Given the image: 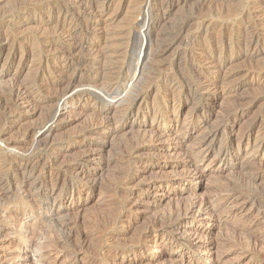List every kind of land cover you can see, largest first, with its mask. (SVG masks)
Listing matches in <instances>:
<instances>
[{
  "label": "rangeland",
  "instance_id": "1",
  "mask_svg": "<svg viewBox=\"0 0 264 264\" xmlns=\"http://www.w3.org/2000/svg\"><path fill=\"white\" fill-rule=\"evenodd\" d=\"M255 1L0 0V264H264V151L254 147L264 141V15ZM52 6L80 35L99 16L126 52L121 75L136 66L149 18L126 102L74 101L56 115L46 82L65 59H50L41 37ZM213 47L221 53L209 59ZM217 68L234 95L204 86ZM23 88L33 104L13 105ZM200 197L213 205L203 221L188 207Z\"/></svg>",
  "mask_w": 264,
  "mask_h": 264
},
{
  "label": "bare ground",
  "instance_id": "2",
  "mask_svg": "<svg viewBox=\"0 0 264 264\" xmlns=\"http://www.w3.org/2000/svg\"><path fill=\"white\" fill-rule=\"evenodd\" d=\"M147 1V0H146ZM156 1V0H155ZM160 1V0H159ZM201 2V4H203V6H205L206 4H220L223 5L227 0H199ZM78 2V3H77ZM88 2L85 1V0H76V5L77 4H84ZM153 2V0H152ZM89 3V2H88ZM163 3V2H162ZM17 4V3H16ZM152 4V3H151ZM157 4V3H156ZM161 4V3H160ZM169 4V3H168ZM28 4H24V3H18V8L17 9H20L21 10H25L27 9L28 7H26ZM85 5V4H84ZM90 5V3H89ZM144 6L146 5V8H147V17L148 16V13L151 11L150 7H149V4L148 2H144L143 4ZM155 5V4H154ZM158 5V4H157ZM163 5V4H162ZM156 6V5H155ZM160 6V5H159ZM158 6V7H159ZM212 6V5H211ZM218 6V5H216ZM254 6H257V7H261V15H264V0H256L254 2ZM82 7V6H81ZM84 7V6H83ZM91 7V6H90ZM89 7V8H90ZM157 7V8H158ZM163 6L160 7V9H162ZM92 8V7H91ZM89 9L88 13L89 14H95V10L93 9ZM96 8V7H95ZM145 8V7H144ZM153 8V7H152ZM156 9V7H154ZM52 12L50 11L49 12V18L48 20L46 21L45 23V30L46 29H49L50 31H48V33L44 32V30H41L43 31L42 32V40H43V44H45L44 47L47 48L46 51L51 50L52 52V56H50V59L52 58H57L58 55H61V58L65 59L60 68L58 67L57 70H55V72L57 73L56 76H54V80H51L50 82H46L48 83V88H47V93H48V89H49V84H50V89H51V93L52 95H50V97L47 99V102L50 103V105H52V107L54 106L55 108L57 107L56 109V115H60L63 111L65 112L67 106L69 104H72V102L74 101H83V102H94L97 103V102H100L101 104L103 103L104 105H108V106H111V103L112 102H123L125 99L123 97H125L129 92H130V89L132 88L133 86V81H135V76L137 75L138 72L141 73L140 70L143 69H140L141 68V65H143L144 61L141 62L140 64V68H138L139 66V62L141 61L140 60V56L145 53L144 51H142L143 49V45L144 43L146 42L147 38L149 37V31H148V22H149V18L151 19V17L147 18L146 15L144 17V21L145 23L140 26V31L137 33L138 35H140V39H141V44H140V47H139V50H138V61L136 62V66L133 70H129L130 73L132 74L133 72V75L131 76V74L129 73H125L126 75H121V71L123 69V65L126 63L123 62L124 58H127L125 57V51H123V49H115L114 46H115V43L114 42V39L116 37V35L114 36V33L113 32H107V31H102L100 30V28L98 27L100 25V22L103 21L99 16L98 18L96 17V14L95 16L93 17H90L88 18L86 21H85V27H82V29H84V33L81 34V32L79 33L78 30L75 28V26H72L71 24H69L66 19V16L65 14L61 13L60 11H56L55 14L56 15H53V12L55 11L53 6H52ZM158 8V10H160ZM168 9V5L166 6L165 4V7H163V9L160 12L162 11H165ZM50 10V9H49ZM48 10V11H49ZM57 10V9H56ZM19 11V10H18ZM22 12V11H21ZM86 12V11H85ZM158 12V11H157ZM224 12V11H223ZM87 13V12H86ZM98 14V12H96ZM154 13V12H153ZM218 13V12H217ZM221 13V11H220ZM46 14V13H45ZM84 14V13H83ZM159 14V15H160ZM47 15V14H46ZM86 15V14H85ZM88 15V14H87ZM159 17V16H158ZM161 17V16H160ZM264 17V16H263ZM47 18V17H46ZM240 18V17H239ZM237 18V19H239ZM147 19V21H146ZM207 20V19H206ZM105 21V20H104ZM152 21V20H150ZM205 21V20H204ZM208 21V20H207ZM84 22V21H83ZM147 22V23H146ZM103 23V22H102ZM150 23V22H149ZM208 23V22H207ZM41 24V23H40ZM44 25V24H43ZM151 25V24H150ZM203 25V24H201ZM200 25V26H201ZM83 26V25H82ZM205 27V26H204ZM227 27V26H226ZM41 28L44 29V27L42 26ZM152 28V27H151ZM81 29V30H82ZM205 30V29H204ZM208 30V29H207ZM200 32V31H199ZM208 32V31H207ZM133 33V32H132ZM201 33V32H200ZM203 33V32H202ZM38 34V33H36ZM136 34V33H135ZM207 34V33H206ZM118 35V34H117ZM198 35V34H197ZM200 35V34H199ZM39 36V35H38ZM218 36V35H217ZM40 37V36H39ZM130 37V36H129ZM224 37V36H222ZM35 38V37H34ZM117 38V37H116ZM120 38V37H119ZM118 38V39H119ZM122 38V37H121ZM134 38V37H133ZM131 38V40L133 39ZM216 38V37H215ZM88 39H91V40H95L94 44L88 46L87 45V41ZM219 39V38H217ZM222 39V38H221ZM220 39V40H221ZM251 39V37H250ZM130 40V39H129ZM128 40V41H129ZM175 40V39H174ZM219 40V41H220ZM117 41V40H116ZM121 41V40H120ZM255 41V40H254ZM257 41V40H256ZM255 41V43H256ZM89 42V41H88ZM207 42V41H206ZM216 42V41H214ZM247 42H248V39H247ZM35 43V42H34ZM42 43V42H41ZM123 43V41L121 42V44ZM148 43V42H147ZM219 43V42H218ZM216 43V44H218ZM222 43V42H221ZM225 43V42H224ZM254 43V42H253ZM37 44V43H35ZM117 44V42H116ZM120 44V43H119ZM118 44V45H119ZM39 45V43H38ZM125 47H126V43L124 44ZM123 45V46H124ZM128 45H129V42H128ZM209 45V44H207ZM246 45V44H245ZM255 45V44H254ZM122 46V45H121ZM202 46V45H201ZM204 46V44H203ZM216 46V45H215ZM219 46V45H218ZM252 46V41H249L247 43V47L249 50ZM41 47V46H40ZM117 47V45H116ZM124 47V48H125ZM200 47V46H199ZM198 47V48H199ZM210 47V46H209ZM212 47V46H211ZM220 47V46H219ZM222 47V46H221ZM227 47V46H225ZM254 47V46H253ZM45 48V49H46ZM224 48V47H223ZM222 48V49H223ZM259 48V47H258ZM41 49V48H40ZM137 49V48H136ZM201 49V48H200ZM206 49V48H205ZM167 50V49H166ZM211 50V49H209ZM208 50V51H209ZM219 50V49H218ZM42 51V50H41ZM164 51V50H163ZM203 51V50H202ZM207 51V52H208ZM44 52V50H43ZM50 52V53H51ZM143 52V53H142ZM206 52V53H207ZM252 52V51H251ZM45 53V52H44ZM130 53V52H129ZM133 53V52H132ZM132 53H130V58L134 55H132ZM136 53V52H135ZM204 53V51H203ZM210 53V52H209ZM219 54L221 53L220 51L218 52ZM217 53V48L213 47V51L211 53V55L209 56V59H214L215 58V55L218 54ZM47 54V52H46ZM136 55V54H135ZM207 55V54H206ZM251 55V54H250ZM127 56V55H126ZM46 58V56H45ZM120 59V63H121V66L120 67H117V65H120V64H117V61L115 62L114 60L115 59ZM60 59V58H59ZM44 62H45V59H43ZM50 61V60H49ZM119 61V60H118ZM47 62V60H46ZM59 62V61H58ZM131 62H133L132 60H129V64H131ZM49 63V62H48ZM43 64V63H42ZM57 64V63H55ZM60 64V63H59ZM59 64L57 66H59ZM117 64V65H116ZM127 64V63H126ZM52 66L53 68V64L50 65ZM144 66V65H143ZM46 67V66H45ZM56 67V66H55ZM128 67V66H127ZM126 67V68H127ZM130 67V66H129ZM128 67V68H129ZM57 68V67H56ZM131 69V68H130ZM140 69V70H139ZM50 71H52L50 68H49ZM127 70V69H126ZM216 76L212 79H206L205 82H204V86H211L215 88L216 91H219L220 89V92L222 95H226V97L228 96H232L234 95V93H236V91L238 90V87H222V82H221V78L219 77L220 73H221V69L220 68H217L216 69ZM51 74V73H50ZM55 74V73H54ZM49 76V75H48ZM52 77V75H51ZM86 77H91L90 78H86ZM49 78V77H48ZM209 78V77H208ZM220 78V79H218ZM53 79V78H51ZM47 80V78H46ZM167 80V79H166ZM225 80V79H224ZM168 81V80H167ZM223 81V80H222ZM169 82V81H168ZM226 82V81H225ZM45 83V85H46ZM43 84V82H42ZM170 84V83H169ZM225 84V83H224ZM227 84V83H226ZM47 86V85H46ZM166 86V85H165ZM226 86V85H224ZM135 86H133L134 88ZM172 87V86H171ZM26 88V87H25ZM169 88V87H168ZM213 88V89H214ZM18 89V88H17ZM16 89V90H17ZM28 89V88H27ZM155 89V88H154ZM153 89V91H154ZM160 89V88H159ZM172 89V88H171ZM208 89V88H207ZM46 90V89H45ZM133 90V89H131ZM157 90V89H156ZM164 90V89H163ZM166 90V89H165ZM206 90V89H204ZM30 90H26L24 91V88L23 90L21 91H14L13 90V105H14V102H17V103H20L23 102L25 99H30L32 101V104L34 102V100L31 99V94L29 92ZM213 91V90H212ZM9 92V91H8ZM155 92V91H154ZM158 92V91H156ZM168 92V91H167ZM174 92V91H172ZM171 93V92H170ZM175 93V92H174ZM131 93L128 94V96L130 95ZM9 95V94H8ZM12 95V94H11ZM168 95V94H167ZM170 95H174V94H170ZM126 96V97H128ZM2 97V96H1ZM11 97V99H12ZM125 97V98H126ZM134 97V96H133ZM169 97V96H168ZM4 98V97H3ZM175 98V97H174ZM123 99V100H122ZM132 99V98H131ZM1 100V99H0ZM171 100V99H170ZM175 100V99H174ZM12 101V100H11ZM128 101V100H127ZM132 101V100H131ZM173 101V100H172ZM171 101V102H172ZM25 102V101H24ZM77 102V103H78ZM126 102V101H124ZM123 102V103H124ZM129 102V101H128ZM134 102V101H133ZM99 103V108L98 110H96V112H94L95 115L101 117L102 114L104 115V107L103 105H100ZM117 103V105H119ZM130 103V102H129ZM30 104V103H29ZM48 104V103H47ZM18 105V104H17ZM37 105V104H36ZM116 105V104H115ZM121 105V104H120ZM127 105V104H126ZM133 105V104H132ZM34 106V105H33ZM95 106V105H94ZM125 106V104L123 105ZM128 106V105H127ZM146 106V105H145ZM53 107V108H54ZM113 107V105H112ZM122 107V106H121ZM93 108V107H92ZM111 108V107H110ZM114 108V107H113ZM124 108V107H123ZM129 108V107H128ZM132 108V106H131ZM151 108V107H150ZM94 109V108H93ZM117 109V108H116ZM122 109V108H120ZM144 109V108H143ZM157 109V108H156ZM55 110V109H54ZM109 110V109H108ZM115 110V109H114ZM137 110V109H136ZM141 110V109H140ZM51 111V110H50ZM53 111V109H52ZM125 111V110H124ZM123 111V112H124ZM146 111V110H145ZM148 111V110H147ZM150 111V110H149ZM175 111V110H173ZM122 112V111H121ZM141 112V111H140ZM151 112V111H150ZM159 112V111H158ZM167 112V111H166ZM176 112V111H175ZM54 113V112H53ZM144 113V112H143ZM148 113V112H147ZM153 113V112H152ZM156 112H154L153 114L155 115ZM50 113H48V116H46V118L44 119V122L43 120L41 122H43L40 126L41 128H39L40 130H48L49 127L52 125L51 124V121H52V118L51 116L49 115ZM124 114V113H122ZM132 114V113H131ZM138 114V113H137ZM136 114V115H137ZM55 115V116H56ZM93 115V114H92ZM166 115V114H165ZM57 116V117H58ZM107 116V115H106ZM148 116V115H147ZM151 116V115H150ZM153 116V115H152ZM151 116V117H152ZM161 116V115H160ZM169 117V115H166ZM95 117V116H94ZM93 117V118H94ZM229 117V116H228ZM232 117V115H231ZM92 118V117H91ZM92 118V119H93ZM105 118V117H104ZM91 119V120H92ZM95 119V118H94ZM97 119V118H96ZM101 119V118H100ZM98 120V119H97ZM96 120V121H97ZM106 120V119H104ZM108 120V119H107ZM152 120V119H151ZM227 120V118H226ZM225 120V121H226ZM55 121V120H54ZM103 121V120H102ZM111 120H109L110 122ZM175 121V120H174ZM232 121V120H231ZM230 121V122H231ZM94 122V121H93ZM112 122V121H111ZM106 123V122H105ZM177 123V122H176ZM110 124V123H109ZM238 122H234L233 123V127H232V131L234 133H238L237 131V128H238ZM54 125V124H53ZM114 125V124H113ZM114 127V126H113ZM116 127V126H115ZM225 125H223L222 128H224ZM221 128V127H220ZM114 130V129H113ZM116 130V129H115ZM222 130V129H221ZM225 130V129H224ZM111 131V130H110ZM157 131V130H156ZM160 132V131H159ZM158 132V133H159ZM223 132V131H222ZM48 133V132H47ZM109 133V132H108ZM218 133L215 132V133H211V137L213 140V138L215 137V135ZM240 134V133H239ZM235 135V134H234ZM106 136V135H105ZM209 136V135H208ZM207 137V136H206ZM206 139V138H205ZM247 139V138H246ZM240 140V139H239ZM247 141V140H246ZM259 141V140H258ZM211 143V142H210ZM239 143V142H238ZM255 143V142H254ZM238 145V144H237ZM243 145V144H242ZM249 145V144H248ZM207 147V146H206ZM248 147V146H247ZM256 148L255 151H261L263 150L264 151V141H260L257 145L255 144L254 146ZM238 148V147H237ZM254 148V149H255ZM204 149V148H202ZM240 151V150H239ZM96 152V150L94 151ZM203 152V151H202ZM205 152V151H204ZM237 152V151H236ZM198 153V152H197ZM201 153V152H200ZM206 153V152H205ZM258 153V152H256ZM263 154V153H262ZM237 156V155H236ZM88 158V157H87ZM90 159V158H89ZM207 159V158H206ZM209 159V158H208ZM261 159V158H260ZM87 160V159H86ZM202 160V159H201ZM213 160V159H212ZM210 160V161H212ZM97 161V160H96ZM30 162V161H28ZM38 162V161H37ZM35 163V162H34ZM210 163V162H208ZM28 164V163H27ZM30 164V163H29ZM36 164V163H35ZM33 164V166L35 165ZM16 165V164H15ZM21 165V164H20ZM26 165V164H25ZM32 165V164H31ZM29 167V166H28ZM31 167V166H30ZM24 168V167H23ZM37 168V167H36ZM33 172V170H32ZM21 173V171H20ZM27 173V172H26ZM23 174V173H22ZM59 174V173H57ZM24 175V174H23ZM29 175V174H28ZM56 175V174H55ZM51 177V176H49ZM203 177V175L198 171L196 172L195 170V176L193 175V179H196L197 180H201V178ZM56 178V177H55ZM58 179V178H57ZM51 180H53V178H51ZM50 181V180H49ZM48 182V181H47ZM51 184L53 181H50ZM198 182V181H197ZM57 183V182H56ZM2 184V183H1ZM55 185V184H54ZM50 186V185H49ZM48 186V187H49ZM52 186V185H51ZM6 187V186H5ZM4 187V188H5ZM12 187V186H11ZM54 187V186H53ZM3 188V187H2ZM17 188V187H16ZM43 188V187H42ZM52 188V187H51ZM50 188V190H52ZM159 188V187H158ZM6 189V188H5ZM49 189V188H48ZM44 190V189H43ZM5 191V190H4ZM3 192V191H1ZM60 192V191H59ZM58 192V193H59ZM81 192V191H80ZM50 194V193H49ZM55 195V194H54ZM59 196V194H58ZM49 199V198H48ZM52 199V198H51ZM56 199V197H55ZM199 198H195L194 201L191 203L190 206V214H191V217L196 219V220H206L208 219L209 215H210V206H213V205H210L208 201H205L204 199L202 200L201 197L200 199L198 200ZM216 199V198H215ZM50 200V199H49ZM217 200V199H216ZM51 201V200H50ZM55 201V200H53ZM211 201V200H210ZM57 203V202H56ZM212 203V202H211ZM52 204V203H51ZM46 205V204H45ZM58 205V204H57ZM58 209V208H57ZM43 210V209H42ZM137 210V209H136ZM212 210V209H211ZM216 210V209H215ZM41 211V210H40ZM214 211V210H213ZM188 212V211H187ZM189 214V213H188ZM187 215V214H185ZM184 215V216H185ZM189 216V215H188ZM213 216V215H211ZM211 218V217H210ZM213 218V217H212ZM201 221V222H202ZM207 223V222H206ZM209 223V222H208ZM156 225V224H155ZM162 227V226H161ZM156 228V227H155ZM149 230V229H148ZM160 233V232H159ZM198 234V233H197ZM196 235V234H195ZM194 235V236H195ZM207 235V234H206ZM205 235V236H206ZM193 236V235H192ZM198 236V235H197ZM145 237V236H144ZM200 237V236H199ZM199 237H195L199 240ZM192 238V237H190ZM189 238V239H190ZM145 239V238H144ZM197 239H194V241H196ZM202 239V238H201ZM175 240V239H174ZM197 240V241H198ZM178 241V239H177ZM191 241V240H190ZM193 241V242H194ZM195 242V244H197L198 242ZM203 242V241H202ZM156 243V242H155ZM193 244V243H192ZM212 245V244H211ZM198 247V246H197ZM200 248L202 249H205L207 251V253L211 252L210 251V246L209 245H201ZM204 251V250H203ZM205 252V251H204ZM203 252V253H204ZM178 253V252H177ZM211 254V253H210ZM171 255V254H170ZM176 256V255H175ZM168 257V256H167ZM159 258V257H158ZM157 259V258H156ZM177 260V258H175ZM179 259V258H178ZM160 260V259H159ZM178 261V260H177ZM181 261V259H180ZM182 263V262H181Z\"/></svg>",
  "mask_w": 264,
  "mask_h": 264
}]
</instances>
